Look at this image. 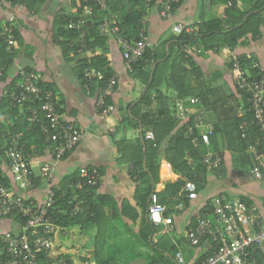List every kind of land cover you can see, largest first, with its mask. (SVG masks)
Instances as JSON below:
<instances>
[{"label":"crops","instance_id":"1","mask_svg":"<svg viewBox=\"0 0 264 264\" xmlns=\"http://www.w3.org/2000/svg\"><path fill=\"white\" fill-rule=\"evenodd\" d=\"M76 2L77 5L73 0H38L29 7L0 0V29L12 23L18 29L20 37L12 64L5 68L0 66V74H2L0 149L6 148L14 136L22 138V132L14 133V127H11L16 120L24 131H29V127L25 125L28 120L25 117L24 105L14 109L12 107L16 106L4 97L6 90L18 82L20 68L32 67L40 73L44 84L52 86L62 118L75 123L82 133V139L76 149L57 162L54 178L50 182L56 188L65 187L70 184L71 176L77 175L84 167H96L102 175L100 184L95 188L97 197H105L102 200L98 198V203L104 204L97 208L98 220L87 229L80 226H77L73 232H63L60 229L58 234L61 237L57 235L56 242L59 252L68 258L70 264H92L87 261L85 253L96 254L98 247L93 245L90 239L94 238L96 244L100 239L107 240L110 236L116 238L123 236L128 241L124 246H118L117 252L130 259V264H150L152 257L160 253H168L166 249L170 244L178 246V250L183 253L188 264H194L196 259L211 246V242L208 239L201 244H191L187 232L190 226L196 223L197 218H200L209 200L218 194L247 198L264 211L262 198L264 181L241 178L234 166L231 153L223 147L225 175L215 171L210 172L206 185L200 191L197 190L198 195L194 199L188 198L183 188L180 193L173 195L174 190L168 189V185L181 179L182 175L176 172L166 159V143L160 147L158 181H154L151 175L140 176V170L137 171L139 174H134V163L137 160L136 141L142 137V127L130 125L127 117L132 114L131 107L139 100L145 84L127 70L122 49L115 35H108L106 42L101 46L78 52L75 48H71L68 55L64 52L63 47L55 40L56 31L60 27L56 13L63 7L75 12L79 0ZM226 8V3L214 0H181V4L169 18L162 17L156 5L148 6L142 23L149 36L150 46L160 50L168 49L170 44L165 45L164 41L176 33L173 30L175 24L188 26L202 20L222 18ZM73 15L77 17V14ZM85 29L86 27H83L82 31ZM261 32V36L256 39L249 34L248 39L234 49L222 47L217 51L209 50L202 54L200 48L190 45L187 53L202 67L216 92L231 95L237 93L234 70L229 64L234 57L248 54L253 62H258L264 70V24L261 26ZM78 40L80 41L81 37ZM95 54L105 56L108 66L117 76L115 88H108V92L105 89L109 82L102 92L92 91L93 82L99 84V80H88L84 74L86 80L83 81L84 79L79 75V66L87 61L91 62L90 58ZM2 60L3 57L0 56V64ZM160 89V92L156 90L153 92L151 103L153 112L158 115L162 110L176 106V114H179L177 94L166 89L164 85ZM103 92L106 94L107 102L114 107L108 118L102 117L97 109V99ZM217 121V114L214 111L205 112L206 126L203 130L209 124L215 126ZM36 139L37 137H33L30 140L31 151L28 153L36 186L32 189H23L13 182L7 161L4 162V177L7 178L10 189L24 198L41 202L45 199L49 185V179L42 176L41 169L44 165L55 163L53 154L55 146L48 143L39 144ZM206 147L210 149V146ZM143 150L145 152L146 147H143ZM146 191L149 192L148 197L145 196ZM182 192H185L184 197L181 195ZM154 193L164 201L168 212L165 216L171 217L173 222L155 224L156 233L147 243L141 236L143 217H148V209L145 212L143 205L146 203L149 207ZM135 215L137 218L134 217ZM5 226L7 230H4ZM18 227L13 217L0 219V236Z\"/></svg>","mask_w":264,"mask_h":264},{"label":"trees","instance_id":"2","mask_svg":"<svg viewBox=\"0 0 264 264\" xmlns=\"http://www.w3.org/2000/svg\"><path fill=\"white\" fill-rule=\"evenodd\" d=\"M8 1L15 4L26 3L24 5L31 7L38 0ZM73 1L77 5L76 0ZM162 1L105 0V5L102 6L98 0H79L75 12L63 7L56 13L57 18L60 20V27L56 31L55 40L63 47L67 55L71 48H75L76 52H78L101 46L106 42L108 35L101 33L100 25L111 22L112 20L118 22L124 37L139 40L140 31L144 28L142 21L147 14V7L156 5L160 10ZM214 1L219 3L228 2V0ZM231 1L232 5L226 8L225 15L222 18L202 20V22L184 26L183 31L179 34H172L170 38L164 41L165 45L170 44L168 49L160 50L155 46H148L144 55L134 65V72L131 73L140 78L145 84L139 100L131 107L132 114L127 117L130 125L142 127L141 139L143 142L141 139L136 141L137 160L134 163L133 173L139 174L137 171L140 170V176L144 175L148 177V175H151L154 181H158L161 161L160 147L163 143H166L165 157L174 170L182 175L181 179L168 185V189L171 188L174 190L172 191L173 195L182 191L187 180L193 181L197 186V190L200 191L206 185L210 172L215 171L221 175H225V154L222 149L223 147L231 153L237 172L246 173L254 164L248 149L250 145L257 143L261 139L262 133L257 125L251 123L255 118V114L250 110L248 95L237 89V87V93L231 95L216 92L212 88L202 67L187 53L188 46L190 45L197 46L200 48L201 53L204 54L209 50L217 51L222 47L234 49L243 44L248 39L249 34H251L253 39L261 36V26L264 24V0ZM180 4L181 0L175 5L174 12ZM243 4H246V6ZM90 7V12H86V9ZM73 14H77V17H83L90 22L89 33L83 42L78 40L81 31L68 28L69 20L77 18ZM8 25L14 26L12 23H8ZM14 28L15 38L18 41L20 38L19 31L15 26ZM16 45L11 50H7L4 38L0 40V56L3 57L2 64H0L1 67L3 66L5 68L12 64L16 56ZM83 45L85 46L83 47ZM238 58L241 65L252 78H259L263 75L264 71L261 68L253 67L255 62H253L254 60L251 56L242 54L238 55ZM90 61L79 66V75L85 81V69L92 65L96 66L95 68L104 74V79L100 80L99 84L93 82L94 86L92 91L98 90L102 92L109 82V79L114 75V71L108 66V61L103 55L95 54L90 58ZM229 64L233 69L234 60L232 59ZM25 67L34 69L29 66ZM153 67L154 69H152ZM34 70L37 71L36 69ZM151 78L152 80L150 82ZM0 80H2V74H0ZM39 84L46 90L54 92L52 86H47L42 82V77ZM162 85L166 89L175 92L179 99H189L192 97L199 99L200 104L207 111H214L217 114L218 121L211 134L210 149L221 153L223 162L220 168L209 170L203 164V156L209 148L203 143L195 145L190 139L185 137L188 125L193 123L192 116L186 122L180 121L176 114V106L166 108L159 112L158 115L153 112L151 109L153 92L155 90L160 92ZM9 90H12V87ZM4 99L8 98L4 97ZM40 104L41 102L38 103V105ZM187 104L190 103L188 102ZM20 105L16 104V107H11L17 109ZM30 106H32V103L24 104L27 120L30 113L28 108ZM58 111L61 112L60 106H58ZM244 122L249 123L246 130H243L242 125ZM25 125L29 127V131H24L23 127L18 125L17 120L11 127H14V133L22 132V134L20 133L22 137L20 141L26 153L31 151L30 140L33 137H37L36 142L39 144L48 143L54 146L57 145L56 140L47 139L39 123L28 120ZM149 130L153 131L154 139L146 138ZM244 133L247 135L244 136ZM143 147H146L145 152ZM145 161L146 166H144ZM71 177L69 179V185L60 189L54 187L56 190V202L53 208L54 219L63 232H73L77 226L87 229L99 218L97 208L104 205L101 202L98 203L99 199L102 200L105 198L104 196L99 198V196H96L94 187H85L83 190L78 191V193L79 198L85 201L84 206L88 207V209L72 216L68 212L71 207L69 200L73 193L70 185L79 179V173ZM4 182L8 184L7 178L5 177ZM148 194L149 192L146 191L145 196L148 197ZM184 194L185 192H182V197H184ZM242 199L247 203H252L247 198ZM159 201L164 202L161 199ZM208 203L205 205L199 217H203L207 212L211 211ZM143 208L147 212L146 209H148V206L146 203H144ZM165 215H168L167 211ZM11 217L15 218V216ZM134 217L137 218V215ZM16 219L21 220L22 224L24 223L22 218L16 217ZM198 219L193 226L191 225L192 227L197 225ZM142 222L141 236L148 243L150 237H153L156 233L157 228L149 217H143ZM208 239L211 242V246L196 259L194 264H200L204 259L213 255L218 250V242L210 235L204 237L197 244H201ZM166 250L168 253L164 252L165 254L160 253L156 257H152L150 264H180L176 259V254L180 251L178 250V246L170 244V247ZM258 258L260 259L259 264H263L262 257L258 255ZM41 262L42 264H46L47 259L43 258ZM67 263L70 264V261L67 260ZM184 264H188V260H185Z\"/></svg>","mask_w":264,"mask_h":264},{"label":"built area","instance_id":"3","mask_svg":"<svg viewBox=\"0 0 264 264\" xmlns=\"http://www.w3.org/2000/svg\"><path fill=\"white\" fill-rule=\"evenodd\" d=\"M150 1V0H149ZM180 0H163L161 2L160 14L164 18H169L174 14L175 5ZM100 5H105V0H98ZM26 4V3H24ZM232 5L228 0L227 7ZM91 7L86 9L90 12ZM87 29L82 31V28ZM68 28L77 29L80 32L81 42L89 33L90 22L83 17L69 20ZM184 25L177 23L173 30L181 33ZM100 31L104 35H115L118 44L122 49V56L127 70L134 72V65L144 55L145 50L150 46V39L146 30L140 31V39L124 37L116 20L100 25ZM14 26L8 25L0 29V40L4 38L7 50H11L17 44ZM79 37V38H80ZM235 86L237 89L248 95L250 110L255 114L251 121L259 127L262 133L261 139L257 143L249 146L248 152L251 154L254 164L246 173L238 172L241 178L264 181V73L259 78H252L246 69L241 65L238 57H234ZM254 68H261L258 62L253 64ZM264 71V70H263ZM85 76L88 80H102L104 74L98 69L87 67ZM41 75L34 69L26 67L20 68L18 72V82L12 90H6V97L10 103L24 105L32 103L28 108L30 111L28 120L41 125L42 131L48 140H56L57 145L53 151L55 163L44 165L41 169L42 176L49 179L46 189L45 199L41 202L24 198L16 193L4 182V162L7 161L11 171L12 180L23 189H32L36 186L29 154L26 153L21 144L20 137L14 136L6 148L0 149V219L15 216L18 228L4 232L0 236V264H42V259H47L46 264H67L68 258L60 253L57 248V235L60 227L54 219V204L56 200V190L50 182L55 175L57 162L64 156L75 150L82 139L81 130L75 123L64 120L58 111V100L54 92L46 90L39 82ZM117 84V76L114 74L105 89L112 88ZM106 94L101 93L97 99V109L100 115L108 118L114 107L107 102ZM41 102L40 105L38 103ZM190 104H187V103ZM191 107H189V106ZM178 118L186 122L192 116L193 123L188 125L185 137L193 144L200 143L206 146L211 145V134L214 131V124L207 125L203 130L205 107L200 104L199 99H179L177 101ZM242 111V110H241ZM249 123H243V130H246ZM247 134L244 133V136ZM154 133L149 130L147 139H154ZM223 157L220 152L208 149L203 156V164L209 169L220 168ZM102 175L98 168H81L79 179L73 182L70 187L73 191L69 200V213L77 215L84 212L88 207L84 206L85 201L79 198L78 191L85 187L96 188L101 181ZM187 197L194 199L197 197V186L187 180L183 186ZM264 202V193H263ZM211 211L198 219L196 226L191 227L187 232V238L192 244H197L206 236H211L218 242L219 248L213 254L204 259L200 264H259L262 257L264 264V211L256 203H247L239 197H229L224 194L213 196L209 200ZM167 207L159 201L156 193L152 194L148 207V217L156 225L171 224V217L165 216ZM20 217L24 220L16 219ZM176 259L180 264L185 263L184 255L181 251L176 254Z\"/></svg>","mask_w":264,"mask_h":264},{"label":"rangeland","instance_id":"4","mask_svg":"<svg viewBox=\"0 0 264 264\" xmlns=\"http://www.w3.org/2000/svg\"><path fill=\"white\" fill-rule=\"evenodd\" d=\"M7 229H8L7 226H5L4 230ZM58 237L60 238L61 235L58 234ZM90 240L91 243H93V245H97L98 253L96 254L91 252L85 253L86 254L85 257L88 258L87 259L88 262L92 264H130V259H127V257L124 256V254L117 252L118 246L120 247L124 246L127 243L128 239H125L123 236L118 238L110 236L109 238L107 237V240L100 239L96 244L94 238Z\"/></svg>","mask_w":264,"mask_h":264},{"label":"water","instance_id":"5","mask_svg":"<svg viewBox=\"0 0 264 264\" xmlns=\"http://www.w3.org/2000/svg\"><path fill=\"white\" fill-rule=\"evenodd\" d=\"M152 78L150 79V82H151Z\"/></svg>","mask_w":264,"mask_h":264}]
</instances>
